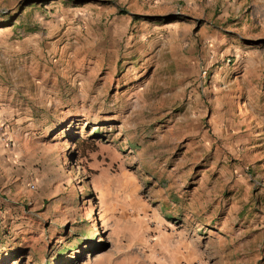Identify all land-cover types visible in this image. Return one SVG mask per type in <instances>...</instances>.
I'll return each instance as SVG.
<instances>
[{
  "label": "rangeland",
  "instance_id": "374dc122",
  "mask_svg": "<svg viewBox=\"0 0 264 264\" xmlns=\"http://www.w3.org/2000/svg\"><path fill=\"white\" fill-rule=\"evenodd\" d=\"M0 264H264V0H0Z\"/></svg>",
  "mask_w": 264,
  "mask_h": 264
},
{
  "label": "built area",
  "instance_id": "2783aa9c",
  "mask_svg": "<svg viewBox=\"0 0 264 264\" xmlns=\"http://www.w3.org/2000/svg\"><path fill=\"white\" fill-rule=\"evenodd\" d=\"M205 72L204 71H202V74H204Z\"/></svg>",
  "mask_w": 264,
  "mask_h": 264
}]
</instances>
